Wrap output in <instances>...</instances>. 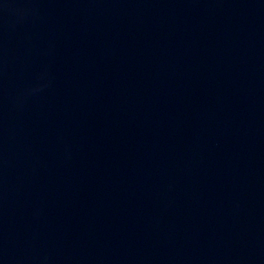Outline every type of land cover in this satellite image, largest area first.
Returning <instances> with one entry per match:
<instances>
[{"label":"water","instance_id":"95a60500","mask_svg":"<svg viewBox=\"0 0 264 264\" xmlns=\"http://www.w3.org/2000/svg\"><path fill=\"white\" fill-rule=\"evenodd\" d=\"M0 264H264V0H0Z\"/></svg>","mask_w":264,"mask_h":264}]
</instances>
